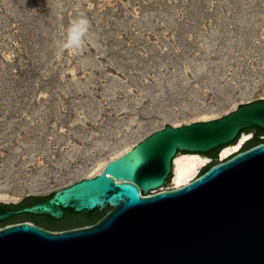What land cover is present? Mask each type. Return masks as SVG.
<instances>
[{
    "label": "rangeland",
    "instance_id": "1",
    "mask_svg": "<svg viewBox=\"0 0 264 264\" xmlns=\"http://www.w3.org/2000/svg\"><path fill=\"white\" fill-rule=\"evenodd\" d=\"M81 15L84 48L62 51ZM261 99L264 0H0V203Z\"/></svg>",
    "mask_w": 264,
    "mask_h": 264
},
{
    "label": "water",
    "instance_id": "2",
    "mask_svg": "<svg viewBox=\"0 0 264 264\" xmlns=\"http://www.w3.org/2000/svg\"><path fill=\"white\" fill-rule=\"evenodd\" d=\"M251 126L264 128V99L218 118L166 124L94 176L33 204L0 209V221L27 213L45 225L64 211L78 217L109 208L75 228L27 220L0 227V264H264V142L164 188L178 153L223 148Z\"/></svg>",
    "mask_w": 264,
    "mask_h": 264
},
{
    "label": "flooded vegetation",
    "instance_id": "3",
    "mask_svg": "<svg viewBox=\"0 0 264 264\" xmlns=\"http://www.w3.org/2000/svg\"><path fill=\"white\" fill-rule=\"evenodd\" d=\"M241 135L247 137V138H245L243 144H241V146L239 147V149H242V150L249 148L253 145H256L258 143L264 142V128L251 126V127L244 129L239 134L238 139H236L234 142L230 143L228 146L229 147L234 146L237 143V141L239 140V137ZM226 147L227 146H225L223 148H226ZM223 148H216V149L209 151L205 154H200L204 158L211 159V162L207 166H205V165L209 161L204 165L205 167L203 168L202 172H204L206 169H208L214 163H217L218 161L223 160V158H226V157L219 158L220 157V155H219L220 150H223ZM236 151L237 150L233 151L232 153H234ZM231 154H229V155H231ZM171 176H173V174ZM171 176L168 178L169 180L171 179ZM167 180H166V182H167ZM166 182H165V184H166ZM172 185H173V182H172ZM173 187H175V186H173ZM164 188H168V187H165V185H164ZM33 203H35V202H33ZM33 203H29L26 205H30ZM26 205L14 206L12 204H1L0 203V209H4V210L5 209H15V208L24 207ZM107 211H109V208L105 209V211H103V212L93 211L90 215H85L83 213H80L81 215H78V217L76 216L77 215L76 213L64 211L62 218H60L58 220H53L52 218H50L48 216L49 217V223H46L45 225H42L41 223H39V221H36V220H33L32 218H29L28 217L29 214L24 213V214H18V215L11 216L5 220H1L0 221V227L14 223V222H17V221L27 220V221L33 222L35 224H38V225H40L46 229H50V230L69 229V228H75V227L93 224V223L97 222L100 218H102Z\"/></svg>",
    "mask_w": 264,
    "mask_h": 264
},
{
    "label": "bare ground",
    "instance_id": "4",
    "mask_svg": "<svg viewBox=\"0 0 264 264\" xmlns=\"http://www.w3.org/2000/svg\"><path fill=\"white\" fill-rule=\"evenodd\" d=\"M246 136L241 135L239 137V140L234 146H227L226 148H223V150H220V158L221 157H227L229 154H231L233 151L238 150L241 144H243ZM134 146V145H133ZM132 146V147H133ZM131 146H128L121 150L119 153L112 155L110 160H114L115 158L119 157L126 151L130 150L132 148ZM78 155V154H76ZM108 160V159H107ZM102 160L97 164L96 171L95 172H101L103 167L110 161ZM209 161V158L202 157L199 153H191V152H181L178 153L173 162V186L178 187L184 184H187L191 179H193L195 176H197L200 172V169ZM97 174V173H96ZM95 175V174H94ZM92 175V176H94ZM91 177V176H88ZM70 184V183H69Z\"/></svg>",
    "mask_w": 264,
    "mask_h": 264
},
{
    "label": "clouds",
    "instance_id": "5",
    "mask_svg": "<svg viewBox=\"0 0 264 264\" xmlns=\"http://www.w3.org/2000/svg\"><path fill=\"white\" fill-rule=\"evenodd\" d=\"M90 30V22L86 16L81 15L74 19L67 28L65 39L61 45L62 51L77 53L86 44V38Z\"/></svg>",
    "mask_w": 264,
    "mask_h": 264
},
{
    "label": "trees",
    "instance_id": "6",
    "mask_svg": "<svg viewBox=\"0 0 264 264\" xmlns=\"http://www.w3.org/2000/svg\"><path fill=\"white\" fill-rule=\"evenodd\" d=\"M42 198H43V196H28L23 201H21V202H19L17 204H12V205H14V206H17V205L18 206H22V205H26V204H29V203L37 202V201H39Z\"/></svg>",
    "mask_w": 264,
    "mask_h": 264
}]
</instances>
